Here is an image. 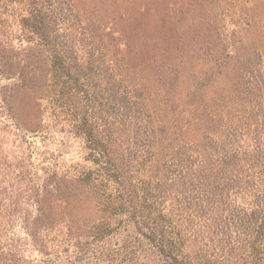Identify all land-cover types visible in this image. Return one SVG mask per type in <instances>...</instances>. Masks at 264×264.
<instances>
[{"label":"trees","instance_id":"obj_1","mask_svg":"<svg viewBox=\"0 0 264 264\" xmlns=\"http://www.w3.org/2000/svg\"><path fill=\"white\" fill-rule=\"evenodd\" d=\"M15 2L19 48L0 20V107L14 111L23 91L75 107L76 134L113 188L101 202L92 172L64 193L76 197L77 251L123 227L121 249L105 254L120 264H264L261 54L221 43L140 81L132 48L95 46L73 0ZM45 218L39 205L35 223Z\"/></svg>","mask_w":264,"mask_h":264},{"label":"rangeland","instance_id":"obj_2","mask_svg":"<svg viewBox=\"0 0 264 264\" xmlns=\"http://www.w3.org/2000/svg\"><path fill=\"white\" fill-rule=\"evenodd\" d=\"M3 1L7 9L0 8V20H9L8 36L19 48L16 17L23 10L15 0ZM73 3L95 46L132 48L130 65L140 81L152 79L157 63L173 67L179 57L187 59L194 51L206 55L221 43H228L232 52L234 47L252 46L264 68V0ZM75 115V107L57 95L27 91L20 93L14 111L0 107V264H120L105 254L121 249L123 227L86 255L76 248V197L66 200L64 193L76 187L77 177L92 172L101 202L113 188L76 134ZM39 205L47 218L36 224Z\"/></svg>","mask_w":264,"mask_h":264}]
</instances>
